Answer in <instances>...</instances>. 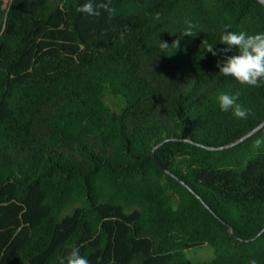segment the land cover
Here are the masks:
<instances>
[{
    "label": "trees",
    "instance_id": "16d2710c",
    "mask_svg": "<svg viewBox=\"0 0 264 264\" xmlns=\"http://www.w3.org/2000/svg\"><path fill=\"white\" fill-rule=\"evenodd\" d=\"M85 2L0 0V264H264V127L214 148L264 120V86L217 67L238 54L225 26L264 33V3Z\"/></svg>",
    "mask_w": 264,
    "mask_h": 264
},
{
    "label": "clouds",
    "instance_id": "9594fccd",
    "mask_svg": "<svg viewBox=\"0 0 264 264\" xmlns=\"http://www.w3.org/2000/svg\"><path fill=\"white\" fill-rule=\"evenodd\" d=\"M111 0H86L77 11L88 16H100L101 10L111 14L110 7ZM230 26H225V32L220 37V42L227 45L226 49L220 51H230L236 49L238 54L226 56L222 61H218L217 67L219 72L225 76H231L242 85L250 87L264 86V33L249 34L246 31L232 32L227 29ZM192 25L189 23L188 28L184 31L182 36H193L191 31ZM207 44V41H204ZM176 48L179 47V39L173 41ZM160 47L167 49L169 44L162 42ZM208 52L212 55H217L214 51V46L207 45ZM221 111L228 112L231 110L232 114L239 119H247L250 109L245 108L238 103L239 93L228 94L220 92L217 97ZM264 145V139H258L254 142V147ZM61 264H64L61 261ZM67 264H89L86 257L82 256L79 249L73 248L70 255L67 257ZM248 264H257L255 259L248 261Z\"/></svg>",
    "mask_w": 264,
    "mask_h": 264
},
{
    "label": "rangeland",
    "instance_id": "374dc122",
    "mask_svg": "<svg viewBox=\"0 0 264 264\" xmlns=\"http://www.w3.org/2000/svg\"><path fill=\"white\" fill-rule=\"evenodd\" d=\"M109 101L114 107H116L113 98L109 97ZM186 254L189 260L197 261L211 258L214 255V251L211 246L205 245L204 247L189 249Z\"/></svg>",
    "mask_w": 264,
    "mask_h": 264
},
{
    "label": "water",
    "instance_id": "95a60500",
    "mask_svg": "<svg viewBox=\"0 0 264 264\" xmlns=\"http://www.w3.org/2000/svg\"><path fill=\"white\" fill-rule=\"evenodd\" d=\"M261 1L264 3V0H261ZM263 127H264V120L260 124H258L256 127H254L252 130H250L249 132H247L246 134L241 136L239 139H237V140H235V141H233L231 143L222 145L220 147H214V148H227V147L239 144L240 142H242L245 139H247L248 137L252 136L255 132H257L258 130L262 129ZM154 157L158 161V163L161 165V167L164 168L165 170H167V168L158 160V157L156 156V154H154ZM231 230L233 231L232 228H231ZM263 231H264V228L262 229V231L257 236H259Z\"/></svg>",
    "mask_w": 264,
    "mask_h": 264
}]
</instances>
